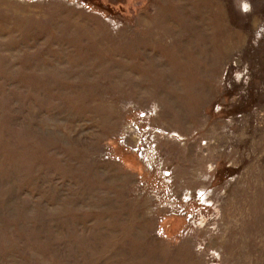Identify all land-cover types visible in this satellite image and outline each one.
Listing matches in <instances>:
<instances>
[{
	"label": "rangeland",
	"instance_id": "rangeland-1",
	"mask_svg": "<svg viewBox=\"0 0 264 264\" xmlns=\"http://www.w3.org/2000/svg\"><path fill=\"white\" fill-rule=\"evenodd\" d=\"M0 264H264V0H0Z\"/></svg>",
	"mask_w": 264,
	"mask_h": 264
},
{
	"label": "built area",
	"instance_id": "built-area-1",
	"mask_svg": "<svg viewBox=\"0 0 264 264\" xmlns=\"http://www.w3.org/2000/svg\"><path fill=\"white\" fill-rule=\"evenodd\" d=\"M155 114L156 109L153 105L137 111L135 117L129 118L125 127L116 135L115 142L123 150L133 153L146 169L156 173L157 185L154 184L150 189L148 183H142V187L148 186L151 195L162 203L160 207L172 213V202L176 200V196L172 188L170 171L164 166L158 147L159 139L166 132L151 124L150 120ZM106 156L112 157L111 154Z\"/></svg>",
	"mask_w": 264,
	"mask_h": 264
}]
</instances>
